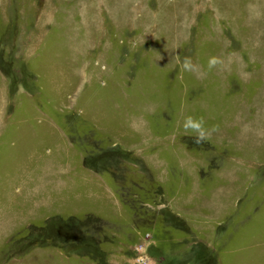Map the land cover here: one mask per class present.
I'll return each mask as SVG.
<instances>
[{
	"label": "rangeland",
	"instance_id": "374dc122",
	"mask_svg": "<svg viewBox=\"0 0 264 264\" xmlns=\"http://www.w3.org/2000/svg\"><path fill=\"white\" fill-rule=\"evenodd\" d=\"M0 264H264V0H0Z\"/></svg>",
	"mask_w": 264,
	"mask_h": 264
},
{
	"label": "clouds",
	"instance_id": "9594fccd",
	"mask_svg": "<svg viewBox=\"0 0 264 264\" xmlns=\"http://www.w3.org/2000/svg\"><path fill=\"white\" fill-rule=\"evenodd\" d=\"M222 61L219 57H210L208 60V68L209 70L216 68L219 64H221ZM182 67L185 70H188L191 68V58L188 56H185L182 62ZM20 90H23V85L18 86ZM182 127L184 131L187 133L189 131L195 133L193 136L194 143L196 145H200L202 142H205L209 139V137L212 135L213 132H216L218 128L216 126H213L211 129H207L205 127V121L203 117L200 118H193L192 116H186L184 118Z\"/></svg>",
	"mask_w": 264,
	"mask_h": 264
}]
</instances>
